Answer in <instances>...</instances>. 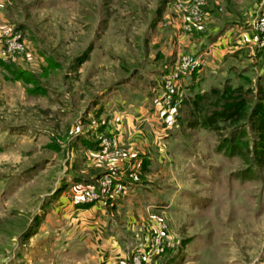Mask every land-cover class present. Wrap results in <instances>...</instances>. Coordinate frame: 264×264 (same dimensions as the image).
Returning a JSON list of instances; mask_svg holds the SVG:
<instances>
[{
	"label": "rangeland",
	"instance_id": "1",
	"mask_svg": "<svg viewBox=\"0 0 264 264\" xmlns=\"http://www.w3.org/2000/svg\"><path fill=\"white\" fill-rule=\"evenodd\" d=\"M192 1L0 0V30L16 28L26 45L0 57V264L82 262L94 239L72 204L96 203L137 241L129 264L138 250L148 264H264V142L250 120L259 96L243 107L239 149L222 143L227 130L218 136L203 124L177 122L159 141L143 134L156 143L147 153L106 131L115 112L152 106L161 68L199 55L193 37L227 44L226 30L237 35L264 14V0H206L199 29L185 33L190 11L175 8ZM258 46L252 62L192 77L180 116L187 97L227 80L260 87ZM120 180L131 188L115 192ZM90 189L100 196L93 202Z\"/></svg>",
	"mask_w": 264,
	"mask_h": 264
},
{
	"label": "crops",
	"instance_id": "2",
	"mask_svg": "<svg viewBox=\"0 0 264 264\" xmlns=\"http://www.w3.org/2000/svg\"><path fill=\"white\" fill-rule=\"evenodd\" d=\"M218 27H215L214 29V31L217 32L209 36L210 39L212 38L211 40L215 39L217 34L223 31L220 27ZM235 30L239 31L237 35H233L229 30L225 31L227 35V44H220L223 43L224 40H222L220 43H213L212 48L210 47L212 45H209L208 43L207 45L201 39L198 40L197 38L193 37L195 42L193 40L194 43L192 42L193 44L191 45L190 49L193 52L198 53L201 57H204V66L197 74L185 76L181 82L179 91H182L186 94L187 89H190L186 85L191 83L190 80L192 77L195 78L194 80L204 78L206 75H209V73L216 72L217 70L221 69L222 66L227 63V61L235 60L246 62V59L250 60L251 62L253 61L252 54L256 56L254 53L256 48L255 45H259V43L258 37L255 35L254 29L252 28V24L247 25L245 28L238 27ZM229 45H231L232 51L229 49ZM222 47L225 49L227 48V51H224ZM259 47L261 46H258L261 57L264 58V50L262 48L260 50ZM250 49L252 52H249ZM160 71L161 77H155L156 85L151 92L153 96L152 101H154L152 106L147 107L144 105L143 107L136 108L137 114L135 116L131 113L123 112V109L121 112H115V115L109 120V122L112 123L111 126L114 128L112 129L109 124L106 127V131L109 133H114L118 140H121L126 144L135 145V148L138 147L139 149H144L143 152L149 150L150 145L154 144L153 142L149 141L150 139L145 138L143 134L152 136V138L155 140L157 139V141L161 139V134H164L165 136L170 134V128L166 123L163 124V122H161L162 118L160 117L159 113V101L162 94V79L166 74L171 72V69L165 65ZM116 123H121L122 126H124L121 127V129L117 128L115 125ZM168 137H170V135ZM155 146L156 143L154 144V147ZM87 148L92 149L90 146ZM92 151H90L91 155L96 156L97 154ZM135 163L138 162L135 161ZM135 167L139 168L137 165ZM124 172L125 171H123L122 174H124ZM120 181L121 182L116 183L114 190L115 192L121 193L125 188H131L129 184L130 182L124 183L122 180ZM72 206H76V210H79L78 217H82L81 219H83L84 223H89L87 234H91L92 238L94 239H92V243L84 249V258L82 262H78L77 264H129V248L132 247V244L137 243V241L127 238L128 236L126 235V228L121 227L119 223H115L111 220L113 215L112 213L114 212H108L99 203L93 204L87 208L73 204Z\"/></svg>",
	"mask_w": 264,
	"mask_h": 264
},
{
	"label": "trees",
	"instance_id": "3",
	"mask_svg": "<svg viewBox=\"0 0 264 264\" xmlns=\"http://www.w3.org/2000/svg\"><path fill=\"white\" fill-rule=\"evenodd\" d=\"M259 86L256 91L252 87H245L244 84L234 86L227 80L222 86H212L209 91L195 92L185 99L183 106L187 108L188 115L181 114L178 122L185 123L190 128H197L203 124L208 130L216 131L218 136H223L222 133L227 130L228 136L222 138V143L226 145L230 142L234 149H239L238 146L243 141L241 139H244V124L247 118L243 107L259 96L256 102L260 103L255 106L250 120L253 129L264 142V83H260ZM241 121H244L243 124H240ZM86 144L93 147L90 143Z\"/></svg>",
	"mask_w": 264,
	"mask_h": 264
},
{
	"label": "built area",
	"instance_id": "4",
	"mask_svg": "<svg viewBox=\"0 0 264 264\" xmlns=\"http://www.w3.org/2000/svg\"><path fill=\"white\" fill-rule=\"evenodd\" d=\"M205 2L206 0H193L190 5V2L188 3L189 6H185V2L177 3L175 9L181 16H183V11H190V15L184 13L182 22L179 24L180 30H183L185 33H193L195 30L199 29L205 15ZM252 28L258 34L259 45L264 47V14L253 21ZM25 50L26 45L19 30L13 27L0 30L1 58L6 60L13 59L15 58L14 54L16 52H23ZM203 66L204 62L201 56L194 53L163 77L162 99L159 113L168 127L176 125L180 117V102L185 94L179 91L182 80L189 74L201 71ZM111 183L112 181H110V184ZM87 195L85 200L88 202H93L100 197L99 194L94 192V189H90ZM145 256L144 252L140 250L136 251L134 254L135 264H148V260Z\"/></svg>",
	"mask_w": 264,
	"mask_h": 264
}]
</instances>
